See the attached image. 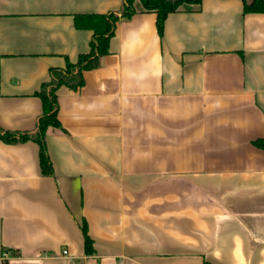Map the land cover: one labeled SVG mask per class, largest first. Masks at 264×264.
<instances>
[{
	"label": "crops",
	"instance_id": "crops-1",
	"mask_svg": "<svg viewBox=\"0 0 264 264\" xmlns=\"http://www.w3.org/2000/svg\"><path fill=\"white\" fill-rule=\"evenodd\" d=\"M134 7L83 86L56 92L52 177L35 142L0 140V264H264V13L201 0L159 36ZM121 8L0 0L2 130L34 131L49 69L89 51L74 16Z\"/></svg>",
	"mask_w": 264,
	"mask_h": 264
},
{
	"label": "trees",
	"instance_id": "trees-1",
	"mask_svg": "<svg viewBox=\"0 0 264 264\" xmlns=\"http://www.w3.org/2000/svg\"><path fill=\"white\" fill-rule=\"evenodd\" d=\"M139 1L142 12L156 15V30L162 36L164 22L170 13L178 11L182 6L198 5L201 0H122L120 12L106 14H90L74 16L76 29L92 31L89 42V51L80 54L75 63L66 60L64 68H50L48 80L40 84L34 92L41 101V114L39 115L34 131L9 132L0 128V140L15 144L33 141L38 145L39 167L44 176H53V167L46 146V130L49 127L60 128L57 118V90L65 86L70 90H77L83 86V72L94 69L99 64L100 57L109 53L110 39L114 36L116 24L120 19H129L135 14L134 3ZM244 13H264V0H241ZM253 144L264 149V138L253 141ZM83 237L85 255L93 254V242L87 233V225L83 219L79 225Z\"/></svg>",
	"mask_w": 264,
	"mask_h": 264
},
{
	"label": "built area",
	"instance_id": "built-area-1",
	"mask_svg": "<svg viewBox=\"0 0 264 264\" xmlns=\"http://www.w3.org/2000/svg\"><path fill=\"white\" fill-rule=\"evenodd\" d=\"M62 255L68 258V252H67L66 250H64V251L62 252ZM4 257H7V254H5ZM71 264H76V263L71 262Z\"/></svg>",
	"mask_w": 264,
	"mask_h": 264
}]
</instances>
